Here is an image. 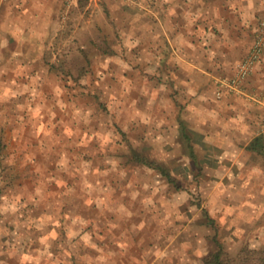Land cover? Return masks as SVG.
<instances>
[{
  "label": "rangeland",
  "instance_id": "rangeland-1",
  "mask_svg": "<svg viewBox=\"0 0 264 264\" xmlns=\"http://www.w3.org/2000/svg\"><path fill=\"white\" fill-rule=\"evenodd\" d=\"M166 1L64 0L52 45L63 55L46 73L22 71L27 26L0 25V264H211L219 243L225 264H264V153L249 147L261 135L264 149V103L210 89L205 106L182 100L158 114L150 87L124 86L127 60L151 48L135 15ZM53 96L64 142L81 134L73 147L53 138L60 112L46 116L42 144L40 126L27 127L37 99Z\"/></svg>",
  "mask_w": 264,
  "mask_h": 264
},
{
  "label": "crops",
  "instance_id": "crops-1",
  "mask_svg": "<svg viewBox=\"0 0 264 264\" xmlns=\"http://www.w3.org/2000/svg\"><path fill=\"white\" fill-rule=\"evenodd\" d=\"M63 7L64 0H0V25L27 26V40L31 44L27 51L19 54L26 58L22 71L29 74L55 70L48 61L53 53L55 58L63 55L61 49L58 52L56 46H52L53 42L59 40L57 26L62 25ZM156 8L157 11H152L149 16L147 12L135 15L137 19L142 18L139 21L141 25L135 29L136 37L141 39L142 33L151 48L150 51L137 50L135 63L127 60L123 68V74H126L123 80L125 88H129L132 82L145 89L150 87L151 101L158 114L165 104L175 106L182 100L186 104L195 102L207 105L209 90L215 88L213 77L232 74L236 63L250 52L258 27L257 15L261 10L264 12V0L262 3L257 0H167L166 5ZM149 17L152 18L150 23ZM39 26L45 28V35L40 34ZM134 70L142 79L137 77L133 81L130 74ZM248 83L264 89V56ZM45 85L46 80L42 88ZM54 85L62 89L57 82ZM233 98L231 96L227 101L238 103ZM37 103V108L27 111L31 118L35 117L33 124L27 123V127L36 129V124L45 127L44 131L39 127L35 135L42 144L50 140L53 134V130L50 134L47 130L46 116L61 113L63 98L53 96L47 101L41 98L37 99ZM125 103L128 105L132 102L126 98ZM28 121L31 120L28 118ZM63 121L61 113L55 123L56 127L59 125V130L53 138L59 140L61 147L72 146L81 134H73L71 143H65L67 135L63 131ZM63 228L57 222L50 227L55 241L62 243L59 230Z\"/></svg>",
  "mask_w": 264,
  "mask_h": 264
},
{
  "label": "built area",
  "instance_id": "built-area-1",
  "mask_svg": "<svg viewBox=\"0 0 264 264\" xmlns=\"http://www.w3.org/2000/svg\"><path fill=\"white\" fill-rule=\"evenodd\" d=\"M263 31L256 36L250 52L241 58L230 75H219L213 78L214 96L223 99L228 96H244L248 99L264 103V99L248 87V79L255 72L264 51V20L261 22Z\"/></svg>",
  "mask_w": 264,
  "mask_h": 264
},
{
  "label": "trees",
  "instance_id": "trees-1",
  "mask_svg": "<svg viewBox=\"0 0 264 264\" xmlns=\"http://www.w3.org/2000/svg\"><path fill=\"white\" fill-rule=\"evenodd\" d=\"M186 140L188 142V148H189V153L191 156V159L196 163L197 162V156H196V152L194 150V146L193 143L191 142V137L189 134H185ZM250 148L255 149L259 152L264 153V149H263V141H262V136H256L254 140H252L251 144L249 145ZM139 161H142L141 159ZM143 161L147 162V165H149L150 167H154L157 168L161 171V173L167 177V179L169 181H174L176 180L175 178L172 177V175L170 174V172L162 165L151 161L149 159H144ZM176 182V181H175ZM179 187V185H177ZM219 243V242H218ZM219 249L213 254V258L211 260V264H225L223 258H222V247L221 244L219 243Z\"/></svg>",
  "mask_w": 264,
  "mask_h": 264
}]
</instances>
